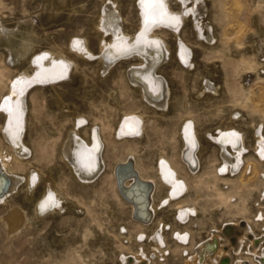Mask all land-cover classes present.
Returning <instances> with one entry per match:
<instances>
[{"label":"rangeland","instance_id":"obj_1","mask_svg":"<svg viewBox=\"0 0 264 264\" xmlns=\"http://www.w3.org/2000/svg\"><path fill=\"white\" fill-rule=\"evenodd\" d=\"M70 1L73 3L70 5H74L73 8L77 5L80 6L75 12H71L73 14L69 13L68 15L64 10L55 19H50L49 22L44 20V22L37 15L41 0H0V20L9 24L27 18L33 19L36 23L33 24L35 26L33 30L42 37L37 47L53 44L64 46V41L70 34L79 36L85 34L86 37L88 36L89 47L91 46L95 50L96 38L88 30L92 15L94 16L93 12L96 11V7L102 0ZM203 1L206 3L207 10L206 18L203 17V19L210 22L211 40L205 41L193 37L191 20L185 19L180 32L188 40L192 50L193 55L189 60L196 62V65L187 69L182 63L178 64L171 57L159 66V71L165 74L170 81L171 103L167 112H154V110L145 107V128L141 133L142 136L140 135L135 142L138 146L137 159L142 164L153 168L155 157L160 149H164L166 156V153L168 155L166 151H169L167 148L172 146L178 154L180 140L175 128L181 118L191 115L197 122L196 131L203 146V151L198 156V164L192 169L184 167V164L175 158V161L180 162L178 172L181 175H187L186 178L188 177L187 191L181 205L196 206V213L189 214L185 220L178 221V214L174 216L170 211L175 208L174 205L171 204V207L168 208L169 211L165 208L166 206L157 209L155 215L151 216L149 222L152 225L148 229L153 230L156 226V218L164 215L163 220L165 222L167 220L163 230L166 247L162 246V249L165 248L163 257H154L152 260L155 264H182L181 254L183 257L186 252H192L199 243L206 242L205 240L209 239L213 232L220 231L228 223L235 224L239 220L240 226L241 223H246V226L241 228H250L247 232L249 236L244 239L245 242L243 241L244 243L242 242L241 245L236 246L234 243L229 249H225V258L222 259H227L228 263L226 264H229L238 256L244 260L241 263L260 264L249 248L250 244L258 240L259 247L264 253V218L261 219L260 211H257L264 204V161L257 162L252 156V150L249 149L244 153V160L239 165L240 168L236 167L234 171L221 172L222 174L218 172L217 178L212 180L211 169L215 168L219 162L212 159V153L216 146L212 140L204 138V132L207 127H215L221 121L227 120L228 111L233 106H237L240 115L234 123L243 130L244 142L248 145L251 143L253 136L251 130L254 128L255 131L259 130L260 134H264V57L260 59L256 54V49L264 47V0ZM118 3L123 18V27L127 31H132L137 19L133 0H118ZM173 5L174 3L171 4V6ZM63 13L68 16L62 18ZM59 17L61 19H58ZM57 19L58 21H56ZM205 30L206 28L203 29V35L208 33ZM4 53V48L0 46L1 62H4ZM133 60L120 59L106 74L101 76L96 71L97 58L75 59L70 72V76L72 74L74 76L73 80L68 77L51 85L33 86L28 95L40 97L38 102L43 109L40 113L33 112L27 118L28 123L23 136L33 151H36L38 147L39 138H53L58 131L69 130L73 112L86 114L89 122H92L97 114L104 112V115L113 123L120 112L121 105L126 100L125 92L130 91H123L113 84L122 74L124 66ZM239 60H248L252 65L247 69L239 65L237 70L232 72V64ZM24 61L23 59L18 63L14 62L10 67H20ZM210 62L218 64V73L212 75V80L222 87L218 88L217 94L205 95V97L207 96L205 99H202L204 97L195 98L193 93L198 87L200 77L204 75V66ZM225 83H228L229 88L225 87ZM232 83L241 90L238 99H233L230 93ZM108 87H114L112 88L113 92L108 91ZM55 95H59L60 104L53 100ZM129 96L137 100V90L129 92ZM113 98L116 99V103L110 102ZM258 120H260L259 123ZM120 147L121 144H116L112 149L107 142L103 150L105 166L94 176L95 179L92 178L89 180L90 182L85 181L86 183L70 178H68L69 181L67 178L64 180L63 178L68 174L66 173L68 168L55 155L50 161H40L35 152L32 156L23 158L24 164L27 166L38 167L41 175L40 180H43L46 171L51 170L55 181L70 197L76 199L77 204H81V208L74 210L70 206L69 209H66L67 211L64 210L61 214H51L38 219L32 215L33 201L24 198L22 187L17 193L7 196L9 198L0 203V264H119L121 256L131 258L135 253H138V245H143L144 239L135 244L131 223L128 224L126 208H124L123 216H120L117 213L116 205L113 204L114 200L110 198L102 200L95 195L97 194L95 192L99 191L98 188L104 184L108 168L119 155ZM168 157L169 160L172 159L170 158L171 154ZM220 167L222 168L219 166L218 169ZM42 180L35 186L32 200L35 195L38 196ZM62 184L69 185H64L67 187L64 188ZM220 196L223 200H220ZM15 206H21L24 209L23 213L27 220L15 231L9 232V228L5 224V217ZM120 222H125V230L118 229ZM176 228H180L178 230H183L188 234V243L183 245L184 248H181L182 245L175 247ZM171 232H173L172 236H170ZM235 233H238L236 228ZM235 233L231 238L240 237ZM235 246L236 250L234 251ZM185 247L187 248L185 249ZM204 260L203 258L201 263Z\"/></svg>","mask_w":264,"mask_h":264},{"label":"bare ground","instance_id":"obj_2","mask_svg":"<svg viewBox=\"0 0 264 264\" xmlns=\"http://www.w3.org/2000/svg\"><path fill=\"white\" fill-rule=\"evenodd\" d=\"M69 1L41 0L37 15L46 22L55 19L58 14L60 16V12L64 10L69 15V13L75 12L78 7L77 5L73 8L74 5L72 7L70 5L72 2ZM151 2L152 0H133L137 14L136 25L132 31H127L123 27L118 0H102L100 5L96 7V11L93 12L92 21H89L90 27L88 26V31L96 38L95 50L91 46L89 47L88 36L86 37L85 34L82 36L70 34L66 37L64 46L53 44L37 47L42 37L34 32L33 27L35 26L33 24L36 23L33 19L27 18L14 23L9 21L10 26L5 23L6 21L0 20V46L4 48L5 52L4 62L0 61V194L3 193L0 195V203L5 202V199L9 198L7 196L17 193L22 187L24 198L33 201L32 215L35 218L42 219L51 214H61L70 206L77 210L81 208V204L78 203V205L76 199L70 197L63 187L55 181V176L51 170L44 174L43 180L41 179V188L37 193L38 196L35 195L36 198L34 197L32 200L33 190L37 183L40 184L41 182L40 170L37 166L24 164L23 158L32 156L35 152L40 161H50L55 155L68 168L66 170L68 174L63 178L64 180L70 178L85 182L92 178L95 179L94 176L105 166L103 150L107 142L112 149L115 148L116 144H121V151L108 168L104 184H100L102 185L101 188L97 186L99 191L95 192L97 193L95 194L96 197L98 196L102 200L109 198L114 200L113 204L116 205L117 213L120 216H123L124 208H126L129 218L128 224L131 223L135 244L144 239L143 245H138V253L132 252L134 256L131 258L120 255L119 264H155L152 258L164 256L165 248L162 249V246L165 245L163 230L167 220L165 219V222L163 220L164 215H161L158 219L156 218L155 228L153 230L148 229L152 223L145 222L148 215L142 211L143 208L141 207L145 199H148L146 210L151 216L155 215L159 208L166 206L165 208L168 210L171 204L175 208L170 211L173 212L174 216L178 214V221L185 220L189 214L196 213V206L192 204L181 205L186 195L188 177L186 178L187 175L185 176L184 173L181 175L178 172L180 162L188 169L196 167L198 156L203 151L196 131L197 122L195 118L187 115L181 118L176 126L175 132L180 140L178 154L172 146H169L167 148L169 151H166L168 155L171 154L170 158L172 159L170 160H173L172 162L168 159L167 153L168 158L165 156V151L162 148L163 150L160 149L155 157L153 168L142 164L137 159L138 146L135 142L145 128V107L160 113L166 111L171 103L170 81L165 74L159 71V66L171 57L178 64L182 63L187 69L196 65V62L190 61L193 54L189 42L180 32L185 19L191 20L193 37L205 41L211 40V26L210 22L208 23L203 19L207 11L206 3L203 0H162L163 8L152 9L145 6ZM171 2L174 3L173 6H171ZM65 13H63L64 16L61 15L62 18L68 16L67 14L65 16ZM205 28L208 33L203 35ZM256 50L258 58L264 57V47H259ZM79 58H97L96 71L101 76L106 74L116 61L124 58L134 59L124 66L122 74L114 81L113 85L118 86L123 91L137 90V100L129 96V92H125L126 100L121 105L120 112H118L119 114L113 123L104 115V112L97 114L92 122L88 121L86 114L73 112L69 130L64 132L57 130V135L53 138H39L38 147L36 151H33L23 136L28 123L27 118L33 112L40 113L43 109L38 102L40 97L28 95V93L35 85H51L68 77L73 80V74L70 76L71 68L74 60ZM23 59L25 61L20 67H10L14 62L18 63ZM19 64L21 63L19 62ZM217 65L215 62H210L204 66V75L200 77L198 87L193 93L195 98L204 97L202 99H205L207 94L218 93L220 86L212 80V75L218 73ZM239 65L247 69L251 67L252 63L248 60L236 61L232 64V72H235ZM221 79L223 80V78ZM221 79L220 81L224 83ZM225 84V87L229 88L228 83ZM112 88L114 87L107 89L113 92ZM230 93L233 99H238L241 90L232 83ZM53 100L60 104L59 95H55ZM110 102L116 103V99L113 98ZM135 103L137 104L135 105ZM239 115V109L237 106H233L228 111L227 120L221 121L215 127L205 129L204 138L212 140L216 146L212 153V159L217 163L219 162L215 168L211 169L212 180L217 178L218 172L234 171V168L239 167L244 160V153L249 149L252 150V156L257 162L264 161V134H260L259 130L255 131L253 127L254 129L251 130L252 141L249 145L245 143L243 130L234 123ZM259 121L257 122L259 123ZM258 123L256 124L258 125ZM175 158L180 162L175 161ZM126 163L131 164V170L140 182L131 190L126 188L131 186L135 178L129 177L128 171L124 168L117 170V166ZM219 166L222 168L218 169ZM122 176L128 177L122 182ZM150 186L151 191L146 196ZM64 188L67 187L64 186ZM221 199L223 200L222 196H220ZM134 211L138 214V219L133 217ZM257 211H260L259 216L263 219L264 204ZM23 212L24 209L21 206H15L8 212L5 217V224L8 226L9 232L15 231L26 222L27 218ZM238 222L239 220L235 224L228 223L223 229L221 227L222 230L213 232L211 237L205 240L206 242L199 243L197 248L192 252L189 251L191 253L186 252L183 257L181 254L183 259L181 263H228L227 259H222L225 258V249H229L234 243L236 246L241 245L244 239L249 236L247 232L250 228L243 229L241 227H245L246 223L243 222L240 226ZM235 228L238 233H235ZM118 229L125 230V222H120ZM178 229L174 233L175 247L182 245L181 248H184L183 245L188 243V234ZM234 233L239 234L240 237L231 238ZM170 234L172 236L173 232ZM236 246L233 248L234 251ZM249 250L260 264H264V253L259 247L258 240L250 244ZM214 251L215 253H212ZM203 258L205 260L201 263ZM241 261L244 260L236 256L229 264H240Z\"/></svg>","mask_w":264,"mask_h":264},{"label":"snow or ice","instance_id":"obj_3","mask_svg":"<svg viewBox=\"0 0 264 264\" xmlns=\"http://www.w3.org/2000/svg\"><path fill=\"white\" fill-rule=\"evenodd\" d=\"M145 6L149 7V8H152V9H155L157 7L163 8V2H162V0H152L151 3H147Z\"/></svg>","mask_w":264,"mask_h":264},{"label":"water","instance_id":"obj_4","mask_svg":"<svg viewBox=\"0 0 264 264\" xmlns=\"http://www.w3.org/2000/svg\"><path fill=\"white\" fill-rule=\"evenodd\" d=\"M121 168H124L126 171L128 170V173L129 174H131V175H128V176H133L134 175V173L133 172H129V171H131L130 170V168L129 167H131V165L129 164V163H127V164H125V165H121L120 166ZM122 180V179H121ZM120 182V181H119ZM138 183V184H140V182L136 179V177H135V181H134V183ZM145 187L147 186V185H144ZM148 192V191H147Z\"/></svg>","mask_w":264,"mask_h":264}]
</instances>
